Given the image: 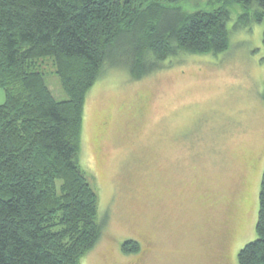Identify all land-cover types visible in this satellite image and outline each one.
Masks as SVG:
<instances>
[{"label":"rangeland","instance_id":"1","mask_svg":"<svg viewBox=\"0 0 264 264\" xmlns=\"http://www.w3.org/2000/svg\"><path fill=\"white\" fill-rule=\"evenodd\" d=\"M230 9L228 50L169 58L139 79L109 65L89 90L80 161L104 228L80 264H240L256 238L264 15L241 26L243 6Z\"/></svg>","mask_w":264,"mask_h":264},{"label":"trees","instance_id":"2","mask_svg":"<svg viewBox=\"0 0 264 264\" xmlns=\"http://www.w3.org/2000/svg\"><path fill=\"white\" fill-rule=\"evenodd\" d=\"M236 3L262 20L264 0H0V264H80L104 228L80 161L89 90L109 65L139 79L228 50ZM256 233L240 264H264V171Z\"/></svg>","mask_w":264,"mask_h":264}]
</instances>
